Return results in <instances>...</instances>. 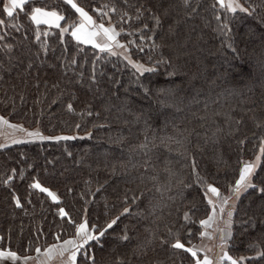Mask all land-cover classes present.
Returning <instances> with one entry per match:
<instances>
[{
  "label": "trees",
  "instance_id": "trees-1",
  "mask_svg": "<svg viewBox=\"0 0 264 264\" xmlns=\"http://www.w3.org/2000/svg\"><path fill=\"white\" fill-rule=\"evenodd\" d=\"M74 2L155 71L141 74L75 40L80 16L63 0H32L13 17L0 0V117L28 133L75 137L27 133L0 148V250L30 257L74 238L84 218L95 235L119 217L99 244L85 246L94 264H193L172 244L201 241L205 188L231 192L264 146V0H240L251 15L217 0ZM34 7L65 19L59 28L36 25ZM252 183L233 207L226 251L264 264V155ZM73 264L93 262L78 253Z\"/></svg>",
  "mask_w": 264,
  "mask_h": 264
},
{
  "label": "snow or ice",
  "instance_id": "snow-or-ice-1",
  "mask_svg": "<svg viewBox=\"0 0 264 264\" xmlns=\"http://www.w3.org/2000/svg\"><path fill=\"white\" fill-rule=\"evenodd\" d=\"M31 2L32 0H7V3L4 6V12L6 13L7 17H13L14 14L16 13V10L24 11L25 5L30 4ZM63 2L67 5H70L71 8L74 9L75 12L78 13L81 18V22L78 25L74 24L72 26L73 31L71 32V35L75 37L78 41H81L83 43L93 44L94 46L99 47L101 51L110 50L111 48L110 44L104 43L103 45H99V44H96L95 42V37L103 34V36L106 37L107 41L116 42V47L125 48V45H122L118 41H116V37L120 33H118L114 28L105 27L103 23L97 24L96 21L93 20L92 16H90L88 12L84 10V8L79 7L77 3L74 2V0H63ZM185 2H187V0H185ZM245 2H247V0H245ZM217 4L219 5L221 9H225L227 12H230V13H237V11H239V12L247 13L248 15H251L252 12L255 11V9L250 10L249 7H244L240 3V0H217ZM214 7H216V5H214ZM104 15H107V13H104ZM216 18L217 20H220L219 15ZM30 19L31 21L35 22V24L37 25H40V24L53 25L54 24L56 27L59 28L60 27L59 21L64 20L65 17L61 14H58L57 11H46L42 7H34L31 11ZM155 19L157 21V24H159V18L157 17ZM5 23H6L5 20L0 19V27L4 26ZM12 27H16V25H12ZM89 27L92 29H96V30L90 31L88 30ZM222 27L224 29H227L228 25L223 24ZM67 31H68V28L61 29L62 33L67 32ZM44 35L46 36L48 35V33L45 32ZM2 39H3V36H0V40ZM37 39H39V36H37ZM227 46L232 47L230 44ZM233 51H235V49H233ZM129 63H133V62L129 59ZM133 67L136 68V70L140 72L141 74L145 72L155 71L154 68H145L143 65L137 64V63H133ZM67 107L69 111H73V106L71 103H69ZM89 115H91V113H89ZM0 123L8 124V121L4 120L3 117H0ZM10 127H15V126L10 125ZM77 127H79V125H77ZM28 135L32 137H37L41 140L55 139L59 141V140L75 139V137H69V136L45 137V136H42L39 132H29ZM13 142L19 143L20 141H13ZM260 153L261 155H264V146L260 147ZM256 159H257V163H245L242 169L240 170L239 179L236 181L235 187L231 189L233 194L237 195V198H239L238 194L240 193L241 189L247 191L249 188H256V185L250 182V177L252 176L256 167H258V162L260 161L261 156L258 155ZM193 167H195V165H193ZM31 187L37 188L41 192H46L48 196L52 198L53 201L57 200V197L54 193L50 192L47 188H42L38 183L33 184ZM258 191L264 194V188H259ZM208 192H210L212 195L216 197H220L219 190L215 187H212L211 185L208 186V189L205 195H207ZM229 199H231V197L224 198L223 204H227ZM208 203L212 204L213 201L209 199ZM16 205L17 207L21 206L20 201L18 199L16 200ZM124 211L127 212L128 209H125ZM219 212L223 214L224 208L221 207ZM60 214L62 216L66 215L63 209H60ZM215 216H216V209L213 208V215L209 216L207 220L201 221L200 222L201 226L202 227L210 226L211 223L214 221ZM227 216L229 217V219L225 221V228L228 229V232L224 233V229H218V231L221 232L220 247L222 248L225 246L228 239L231 238V227H232L231 217L233 216V212L228 211ZM187 218H188L187 214H185V219ZM118 219L119 217L112 220L111 223H109L106 228L100 230L98 234H95V235L93 234L94 229L90 230L86 222H83L77 225L76 236L79 238L80 243H77L75 239L64 242L66 245H72L73 248L75 249L74 251L71 252L70 260L72 262H75L77 258V254L80 253L81 255L85 256L86 259L91 260L94 264V256H92V254L88 252L85 246L90 247L91 242H96L97 244H99L101 242V238L104 237L107 230L111 229L113 225L117 223ZM252 227H255V224H252ZM200 235L203 238L204 236H206V233L201 232ZM208 238L211 239L212 237L209 236ZM122 239L127 240L128 237L125 235L122 237ZM253 246L254 245H250V247H253ZM172 247L175 249H182L185 252L191 253L193 258L197 257V251L193 250V248H186L185 245L181 243L179 240H177L174 244H172ZM65 250L66 249L61 250V255H63V251ZM36 251L39 253L40 249L37 248ZM47 251L48 253H51L52 249L50 248ZM258 256L264 257V252H259ZM5 259H10L11 261L15 262L19 260L20 258L18 257L16 252L0 251V260H5ZM244 259H245L244 257H241L239 259H234L232 256H230L227 253V251L223 252V254L220 256L221 264L225 260L230 261V264H243ZM195 264H212V260L207 255H205L203 259H196Z\"/></svg>",
  "mask_w": 264,
  "mask_h": 264
},
{
  "label": "rangeland",
  "instance_id": "rangeland-1",
  "mask_svg": "<svg viewBox=\"0 0 264 264\" xmlns=\"http://www.w3.org/2000/svg\"><path fill=\"white\" fill-rule=\"evenodd\" d=\"M60 22L61 21H59V24H60ZM80 22H81V18H80ZM40 25L46 26L48 28L56 27L54 24L53 25L40 24ZM105 27H111V26L107 24V25H105ZM63 28H68V30H69L70 26L68 24H66V25H63V27H61V29H63ZM61 29H60V31H61ZM88 30L92 31V30H96V29H92L89 27ZM72 31H73V27H71V32ZM63 33H66V32H63ZM73 38L75 40H77L75 37H73ZM116 41H118L117 38H116ZM79 42H81V41H79ZM95 42H96V44H99V45H103L104 43L110 44L111 48H110L108 53L110 55L120 56L121 58L126 60L128 62V64L135 71H137L136 68L133 67V63H137V62H134L131 60V58L128 55V53L126 52L125 48L116 47V42L107 41L106 37H104L103 34L95 37ZM81 43H83V42H81ZM83 44L93 46L97 49H100L99 47H96L93 44H89V43H83ZM106 51H108V50H106ZM113 53H115V54H113ZM129 59L133 63H129ZM137 64H140V63H137ZM143 66L145 68H149V67H146L145 65H143ZM4 120H6V119H4ZM10 125L15 126V127H10ZM27 133L28 132L23 127H21L20 125L13 124L9 121H8V124L0 123V148L12 143L13 141H19L22 138L28 137V136H26ZM258 155L261 156V153L259 152L253 159L246 161L245 163H257L256 158ZM259 163H260V161L258 162V165H259ZM244 164H243V166H244ZM256 169H257V167H256ZM256 169H255V171H256ZM255 171L253 172L252 176L250 177L251 183H252V177H253ZM207 189H208V186L205 188V193L207 192ZM244 191L245 190L241 189L238 196L240 197V195ZM219 192H220V197H216V196L212 195L210 192H208L207 195H205L207 203H208L209 199H211L213 201V203L212 204L208 203L210 206V212L204 220H207L209 216L213 215V208L216 209V216H215V219L211 223L210 226H205L203 228V230H204L203 232L206 233V236H204L203 238L201 237V241L199 243H197V245L192 247L193 250L197 251V257L195 259H203V257L205 255H207L212 260V264H221L220 256L223 254V252L226 251L227 243L225 244V246L223 248L220 247L221 232L218 231V229H224V233L228 232V229L225 228V221H227L229 219V217L227 216V212L233 210V207L235 206V204L238 200L237 195L233 194L232 191L228 192V193L227 192L223 193L221 191H219ZM227 197H231V199L228 200L227 204H223V199L227 198ZM55 201H57V200H55ZM221 207L224 208L223 214H221L219 212ZM83 222H86L85 218L80 223H83ZM209 236H211L212 238L209 239L208 238ZM73 239H75L77 241V243H80L79 238L75 235L74 238H68V239H65L63 241L52 244L50 246H47L45 249L40 250L39 253L36 251L32 256L26 257L27 259L23 258V260L29 264H73V262L70 260V256H71V252L74 251L75 249L73 248L72 245H66L64 243L65 241L73 240ZM50 248L52 249V252L48 253L47 250ZM62 249H66L65 251H63V255H61ZM225 261H227V260H225ZM228 262L230 263V261H228ZM193 264H195V262Z\"/></svg>",
  "mask_w": 264,
  "mask_h": 264
},
{
  "label": "crops",
  "instance_id": "crops-1",
  "mask_svg": "<svg viewBox=\"0 0 264 264\" xmlns=\"http://www.w3.org/2000/svg\"><path fill=\"white\" fill-rule=\"evenodd\" d=\"M0 251H4V250H0ZM19 257V256H18ZM20 259L13 262L10 259H5V260H0V264H29L26 261L23 260V258L19 257Z\"/></svg>",
  "mask_w": 264,
  "mask_h": 264
}]
</instances>
